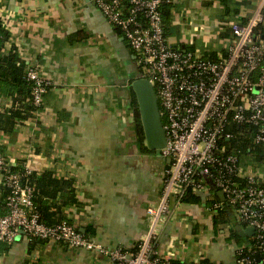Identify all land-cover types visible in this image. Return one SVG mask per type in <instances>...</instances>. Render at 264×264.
Wrapping results in <instances>:
<instances>
[{
  "label": "crops",
  "instance_id": "obj_1",
  "mask_svg": "<svg viewBox=\"0 0 264 264\" xmlns=\"http://www.w3.org/2000/svg\"><path fill=\"white\" fill-rule=\"evenodd\" d=\"M258 2L170 0L167 39L180 49L214 56L227 45L231 26L246 23ZM0 4L11 32L6 52L14 45L51 82L41 109L12 133L0 130L3 154L15 170L74 180L78 203L64 209L65 219L96 244L130 248L149 234L147 210L160 200L169 163L138 137L132 85L142 73L133 51L93 0ZM10 106L0 98L1 110ZM252 167L264 183V168ZM208 194L224 200L211 189L196 196L198 204L173 206L157 232L160 256L237 264L238 251L249 248L253 235L232 233L237 226L248 228L231 211L219 220L222 212L210 216ZM31 245L24 235L0 244V264H115L98 251L52 241Z\"/></svg>",
  "mask_w": 264,
  "mask_h": 264
},
{
  "label": "built area",
  "instance_id": "obj_2",
  "mask_svg": "<svg viewBox=\"0 0 264 264\" xmlns=\"http://www.w3.org/2000/svg\"><path fill=\"white\" fill-rule=\"evenodd\" d=\"M93 2L123 34L142 78L155 88L164 120L166 145L159 155L170 162L160 200L147 210L149 234L130 248L110 249L84 236L68 220L47 226L40 221L33 201L29 177L34 172L13 169L0 153V181L9 189L7 214L0 216V243L12 244L24 235L29 240L35 237L68 248L98 251L115 264H200L160 256L155 249L157 232L173 206L189 195L214 189L224 200L208 194L210 216L231 211L239 223L254 230L249 248L238 251L237 264H264L263 181L252 165H246L248 158L229 144L236 126L253 127L255 143L264 142V41L257 37L264 24V0H259L246 23L231 26L227 45L209 57L168 41L162 7L170 0ZM0 20L6 28L3 8ZM26 70L32 105L39 110L51 82L36 62L27 64Z\"/></svg>",
  "mask_w": 264,
  "mask_h": 264
},
{
  "label": "trees",
  "instance_id": "obj_3",
  "mask_svg": "<svg viewBox=\"0 0 264 264\" xmlns=\"http://www.w3.org/2000/svg\"><path fill=\"white\" fill-rule=\"evenodd\" d=\"M169 5V3H166L162 7L164 20H168L170 16V10H168ZM1 25L0 20V98L9 101L11 106L3 107V110L0 109V130L4 133L10 134L17 128V126L28 120L32 113L37 111V108L32 105V85L26 78L27 64L21 58L18 48L14 45H12L9 52H6V48L11 42V32ZM263 34L264 26L262 24L258 29V39H261ZM136 129L138 137L142 141V144H144L145 134L137 104ZM234 133V138L229 142L231 148L238 150L241 156L248 158L246 165L264 168V142L255 143L254 128L250 126H236L234 128ZM0 153H3L1 145ZM29 180L34 186L33 201L40 215V221L47 226H54L66 220L64 209L78 203L74 180L57 178L55 174L48 171L41 175L33 173V175L29 177ZM8 194L9 189L1 184L0 216L7 214L6 197ZM55 201L57 202L54 203ZM183 202L198 204L200 203V200L196 196L189 195L183 199ZM223 215L226 218L228 217L226 211H223L216 217V220H219L220 217L222 218ZM232 233L236 235V229L233 228ZM43 241L44 240L35 237L30 240L32 245L42 243ZM0 244L6 246L10 245L8 243ZM200 264L214 263L209 260H204L200 262Z\"/></svg>",
  "mask_w": 264,
  "mask_h": 264
},
{
  "label": "water",
  "instance_id": "obj_4",
  "mask_svg": "<svg viewBox=\"0 0 264 264\" xmlns=\"http://www.w3.org/2000/svg\"><path fill=\"white\" fill-rule=\"evenodd\" d=\"M132 86L138 101L146 146L150 151L159 154L166 145V131L155 88L148 79L142 77L135 80ZM168 162H170V160H168ZM236 230L249 233L250 235L254 234L252 228L242 231V227L237 226ZM19 237L17 239H19ZM257 259L258 261H261L260 256H257Z\"/></svg>",
  "mask_w": 264,
  "mask_h": 264
},
{
  "label": "rangeland",
  "instance_id": "obj_5",
  "mask_svg": "<svg viewBox=\"0 0 264 264\" xmlns=\"http://www.w3.org/2000/svg\"><path fill=\"white\" fill-rule=\"evenodd\" d=\"M164 121V120H163Z\"/></svg>",
  "mask_w": 264,
  "mask_h": 264
}]
</instances>
